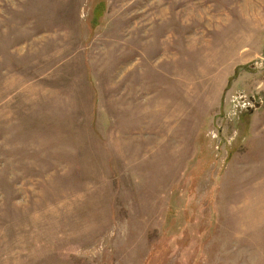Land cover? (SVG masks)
Wrapping results in <instances>:
<instances>
[{
    "label": "rangeland",
    "instance_id": "1",
    "mask_svg": "<svg viewBox=\"0 0 264 264\" xmlns=\"http://www.w3.org/2000/svg\"><path fill=\"white\" fill-rule=\"evenodd\" d=\"M0 264H264V0H0Z\"/></svg>",
    "mask_w": 264,
    "mask_h": 264
}]
</instances>
